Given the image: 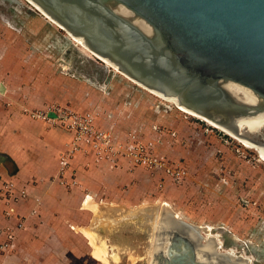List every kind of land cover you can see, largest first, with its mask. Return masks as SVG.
<instances>
[{"label": "rangeland", "instance_id": "1", "mask_svg": "<svg viewBox=\"0 0 264 264\" xmlns=\"http://www.w3.org/2000/svg\"><path fill=\"white\" fill-rule=\"evenodd\" d=\"M83 48L27 0H0V112L18 110L32 123L67 131L71 139L56 157L69 154L73 185H80L78 157L119 170L113 194L119 200H110L112 194L108 200L85 198L93 195L130 209L169 200L192 223L211 224L224 248L234 246L235 254L264 264L260 151L113 72ZM21 190L27 192L11 180L2 185L8 217L12 203L29 197H21ZM84 203L67 223L65 247L50 249L34 264H103L75 229L89 226L94 215ZM27 221L22 216L15 226L0 228L1 256L18 251Z\"/></svg>", "mask_w": 264, "mask_h": 264}, {"label": "water", "instance_id": "2", "mask_svg": "<svg viewBox=\"0 0 264 264\" xmlns=\"http://www.w3.org/2000/svg\"><path fill=\"white\" fill-rule=\"evenodd\" d=\"M30 1L138 83L264 153V0ZM89 207L80 229L107 264H251L167 203Z\"/></svg>", "mask_w": 264, "mask_h": 264}, {"label": "crops", "instance_id": "3", "mask_svg": "<svg viewBox=\"0 0 264 264\" xmlns=\"http://www.w3.org/2000/svg\"><path fill=\"white\" fill-rule=\"evenodd\" d=\"M8 90L6 86V93ZM70 139L67 131L32 123L18 110L0 112V228L15 226L19 217L28 218L27 229L19 234L18 251L0 255V264H34L43 255L49 256L50 249L65 247L64 238L70 230L67 223L73 221V213H78L87 194L107 200L112 194L110 200L120 199L113 195L120 173L109 162L97 164L91 157H78L74 166L79 186L71 183L70 168L60 174V158L56 156ZM10 180L25 188L29 197L12 203L13 215L8 217L2 185Z\"/></svg>", "mask_w": 264, "mask_h": 264}, {"label": "bare ground", "instance_id": "4", "mask_svg": "<svg viewBox=\"0 0 264 264\" xmlns=\"http://www.w3.org/2000/svg\"><path fill=\"white\" fill-rule=\"evenodd\" d=\"M36 10H38L40 13H41V15L47 20V22H49V23H51V24H53V25H56V26H58V27H60V28H62V29H64L66 32H67V34L69 35V36H71L78 44H80L82 47H84L83 48V50L85 49V50H87V53L89 54V52L91 53V54H93V55H95V56H97L99 59H102L103 61H105L103 58H101L99 55H97L96 53H94L91 49H89L87 46H85L83 43H81L79 40H77V39H75L63 26H61L59 23H57L55 20H53L51 17H49L47 14H45L41 9H39L33 2H31L30 0H27ZM76 44V43H75ZM89 51V52H88ZM45 56V55H44ZM62 58V57H61ZM64 58V57H63ZM65 61V60H64ZM106 63H107V66H113L112 64H110V63H108L107 61H105ZM63 67H64V70H69V68H68V66H67V64H63ZM114 68H113V72H118V73H120V74H122L124 77H126V78H128V79H130L131 81H133V82H135L137 85H139L140 87H142L143 89H146L147 91H149V92H151V93H154V94H156V95H158V96H160V97H162L161 95H159V94H157V93H155V92H153L152 90H150V89H148L147 87H145V86H143L142 84H140V83H138L137 81H135L134 79H132L131 77H129L128 75H126L125 73H123L122 71H120L119 69H117L115 66H113ZM162 98H164V97H162ZM166 99V98H165ZM168 100V99H167ZM170 102H173V103H175L176 105H177V103H176V101L174 100V99H172V100H169ZM178 106V105H177ZM179 108H181L180 106H178ZM182 110H184L183 108H181ZM184 111H186V110H184ZM186 112H188V113H190V114H193V115H195V116H197V117H199V119L200 118H202L203 120H205V121H207L208 123H210V125H213L214 127H216V128H219V129H221L222 131H224V132H226L227 134H229V135H231V136H233V137H235V138H238V137H236V136H234V135H232L231 133H229L228 131H226V130H224V129H222V128H220V127H218V126H216V125H214L213 123H211L210 121H208L207 119H205L204 117H202V116H198V115H196V114H194V113H191V112H189V111H186ZM241 142H243L245 145H247V146H250V148L252 147V148H256V150H259L260 151V153L262 154V156H263V158H264V153L261 151V149H260V147L259 146H257V145H252V144H249V143H247V142H245L244 140H242V139H240V138H238ZM261 157V156H260ZM93 201H96V202H98V203H112L113 204V202H107V201H104V200H96L95 199V197H93V195H89L87 198H85V203H84V206H88L89 207V204L91 203V202H93ZM146 202V201H145ZM158 202H164V203H167V204H169L173 209H174V211L179 215V216H181L182 218H184V219H186L187 221H189V219L187 218V216H184V214L181 212V211H179V210H177L176 208H174V205L172 204V202L171 201H169V200H162L161 199V201H158ZM116 203V202H115ZM153 203V202H152ZM118 205V204H117ZM191 222V221H190ZM193 224H195V223H193ZM195 225H199L200 226V230H201V233L206 237V240H208L209 239V235L210 236H217V235H215V234H213V232H212V225L211 224H195ZM80 226H86V224L84 225V224H77V225H75V229L77 230V231H79V232H81L87 239H88V241H89V244L93 247V245H92V243L90 242V239H89V237H88V235L86 234V233H84L81 229H80ZM217 234V233H216ZM216 240H217V242L220 244V246H217V251L218 252H226V251H230L232 254H234V255H237V254H235V252H237L236 251V249H235V247L233 246V247H228V248H224V246H223V243H222V240L221 239H219L218 238V236H217V238H216ZM93 249H94V247H93ZM93 253V252H92ZM94 255V254H93ZM244 257H249V256H247L246 254L245 255H243ZM94 257L96 258V259H98L101 263H103V264H107V263H105L104 261H102L101 259H99L98 257H96L95 255H94ZM251 264H254V262L251 260Z\"/></svg>", "mask_w": 264, "mask_h": 264}, {"label": "built area", "instance_id": "5", "mask_svg": "<svg viewBox=\"0 0 264 264\" xmlns=\"http://www.w3.org/2000/svg\"><path fill=\"white\" fill-rule=\"evenodd\" d=\"M79 139V138H78ZM78 139H76V140H78ZM81 139V138H80ZM74 143H78L77 141L76 142H74ZM76 146V145H75ZM76 148V147H75ZM74 148V149H75ZM71 151H73V149L71 150ZM68 162H69V154H67V155H63L62 157H61V160H60V164H61V171L63 172L68 166ZM14 189V186H12L9 190H13ZM27 195H29L28 194V192H26V191H24V190H21L20 191V196L21 197H23V198H25V197H27Z\"/></svg>", "mask_w": 264, "mask_h": 264}]
</instances>
